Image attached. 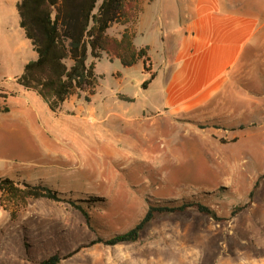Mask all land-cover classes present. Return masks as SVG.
Returning a JSON list of instances; mask_svg holds the SVG:
<instances>
[{"label":"rangeland","instance_id":"374dc122","mask_svg":"<svg viewBox=\"0 0 264 264\" xmlns=\"http://www.w3.org/2000/svg\"><path fill=\"white\" fill-rule=\"evenodd\" d=\"M145 42L157 70L163 57L157 43L138 33L136 44ZM253 58L235 69L231 86L197 118L172 122L153 117L146 104L143 83L150 73L142 61L126 67L103 53L95 64V92L88 101L87 92L71 95L76 110L66 109L75 111L80 127L70 138L57 132L46 168L10 176L44 181L76 200L90 220L68 202L47 199L29 200L13 219L0 197V264H39L53 254L59 264H239L259 256L263 206L236 211L264 178V74ZM183 201L207 205L223 220L192 207L156 214L134 242H94L130 229L149 205Z\"/></svg>","mask_w":264,"mask_h":264},{"label":"crops","instance_id":"0c3cea01","mask_svg":"<svg viewBox=\"0 0 264 264\" xmlns=\"http://www.w3.org/2000/svg\"><path fill=\"white\" fill-rule=\"evenodd\" d=\"M19 1L0 0V107L8 108L0 111V177L46 168L54 141H59L57 132L70 138L80 127L73 120L75 111L65 114L66 109L76 110L75 97L52 112L36 92L16 82L24 65L37 56L19 25ZM110 28L119 37L125 26ZM133 31L134 44L147 47L148 57L151 43L136 44L138 33L150 36L163 56L157 70L149 60L152 78L143 94L153 117L172 122L197 118L199 109L231 86L235 69L248 64L250 56L264 74V0H153L143 4ZM251 198L249 208L259 202L263 206L264 230V178ZM258 244L259 256L239 264H264V242Z\"/></svg>","mask_w":264,"mask_h":264},{"label":"trees","instance_id":"16d2710c","mask_svg":"<svg viewBox=\"0 0 264 264\" xmlns=\"http://www.w3.org/2000/svg\"><path fill=\"white\" fill-rule=\"evenodd\" d=\"M152 1L20 0L16 5L19 25L37 56L24 65L16 82L24 89L36 92L52 112H57L71 95L80 97L82 92H87L84 99L89 100L97 87L95 64L103 53L109 60L117 59L126 67L142 61L144 70L149 72L148 48L134 44L133 27L139 19L143 4ZM115 24L125 26L119 37L107 33ZM147 83H143L144 88ZM0 111H8V108L0 107ZM262 177L259 176L258 180ZM0 197L3 199V209L13 219L25 209L29 200L47 199L68 202L81 212L86 222L90 220L86 209L77 204L76 200L65 198L64 193L41 180L32 182L0 177ZM251 197L252 191L249 193ZM249 202L236 211L245 208ZM192 207L216 221L223 220L211 207L197 201L149 205L144 215L130 229L94 242L109 246L134 242L156 214L182 213ZM60 261L61 258L53 254L39 264H59Z\"/></svg>","mask_w":264,"mask_h":264},{"label":"bare ground","instance_id":"6f19581e","mask_svg":"<svg viewBox=\"0 0 264 264\" xmlns=\"http://www.w3.org/2000/svg\"><path fill=\"white\" fill-rule=\"evenodd\" d=\"M91 123H93V120L91 119Z\"/></svg>","mask_w":264,"mask_h":264}]
</instances>
